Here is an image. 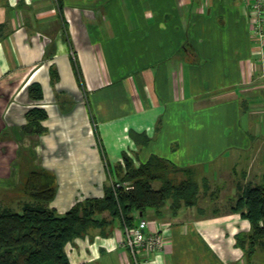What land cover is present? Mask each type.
<instances>
[{"label": "crops", "instance_id": "0c3cea01", "mask_svg": "<svg viewBox=\"0 0 264 264\" xmlns=\"http://www.w3.org/2000/svg\"><path fill=\"white\" fill-rule=\"evenodd\" d=\"M240 3L0 0L7 179L19 155L23 170L33 154L60 214L104 197L125 155L137 166L154 154L192 166L201 186L193 206L137 212L149 231L170 224L163 250L136 262L113 223L73 238L71 264H255L263 254L246 257L238 240L251 223L227 209L239 185L264 182V40L251 35ZM34 107L47 113L42 133L24 129ZM208 193L219 196L202 202Z\"/></svg>", "mask_w": 264, "mask_h": 264}, {"label": "trees", "instance_id": "16d2710c", "mask_svg": "<svg viewBox=\"0 0 264 264\" xmlns=\"http://www.w3.org/2000/svg\"><path fill=\"white\" fill-rule=\"evenodd\" d=\"M51 70L55 78L57 71ZM41 94V85L33 83L30 95L40 99ZM46 115L42 107L30 109L25 131L42 133ZM123 165L110 170L112 179H119L114 186L110 180L104 197L86 198L64 214L48 205L56 194L55 187L45 179L43 170L33 169L26 179L32 201L24 202L21 211L0 204V264H71L66 245L90 228L113 223L133 227L137 212L144 214L149 208L160 211L169 202L177 210L199 200L201 186L192 166H178L157 154L139 166L125 155ZM181 172L185 177L179 180ZM156 180L161 181L158 187L153 185ZM127 184H132L131 188ZM205 185L209 188L206 182ZM238 187V198L230 209L251 223L250 233L241 235L238 241L246 257L253 258L259 249L264 254V182ZM107 211L112 219L104 221L101 214Z\"/></svg>", "mask_w": 264, "mask_h": 264}, {"label": "built area", "instance_id": "2783aa9c", "mask_svg": "<svg viewBox=\"0 0 264 264\" xmlns=\"http://www.w3.org/2000/svg\"><path fill=\"white\" fill-rule=\"evenodd\" d=\"M245 11L248 13L250 33L255 40H264V0H242ZM132 184H127L131 188ZM150 221L146 218L136 220L133 227L124 225L123 244L131 251L135 261L141 256L163 250L168 242L170 224H162L155 231L147 228Z\"/></svg>", "mask_w": 264, "mask_h": 264}, {"label": "rangeland", "instance_id": "374dc122", "mask_svg": "<svg viewBox=\"0 0 264 264\" xmlns=\"http://www.w3.org/2000/svg\"><path fill=\"white\" fill-rule=\"evenodd\" d=\"M241 3L240 5L242 6L243 1L240 0ZM4 149L7 147L3 146ZM31 162L28 164V166L26 167V165H24L23 170L21 169V163L23 162L21 160V157L19 155V158L17 159V161H14L13 164H11L12 168L10 173L12 172V175L10 177H8V173L9 170H5L3 168L0 167V174H3L5 176H0V204L5 206V207H12L13 209L17 210V211H21L22 210V204L26 201H32V197L31 194H29L26 189V179L28 177V174L33 170L32 167L35 166L36 164L34 163L35 161V157L32 154L31 156ZM33 163V166H32ZM1 166H4V163L0 164ZM34 167V169H36ZM176 176V175H175ZM185 177V174H183L182 172L180 173L179 176V180L183 179ZM119 179V177H118ZM117 178H114L111 180V184L114 186L115 182H117L116 180H118ZM161 184V181L156 180L153 185L154 187H158ZM46 194H48L47 192H45ZM226 194V193H225ZM219 196V193L217 194ZM217 195H213V194H206L205 197L203 198L202 202L205 203V201H208V199L210 200H217L218 197H216ZM207 196V197H206ZM224 197V195H223ZM222 197V198H223ZM225 199H227V197H224ZM232 205H230L231 207ZM230 207L227 208L228 210H230ZM209 211L211 210V208L208 209ZM213 211V210H211ZM101 219L102 220H111L112 216L111 214L107 211L104 212L103 214H101ZM252 259V258H251ZM255 264H262L264 262V254L262 253H257L256 258H255Z\"/></svg>", "mask_w": 264, "mask_h": 264}]
</instances>
